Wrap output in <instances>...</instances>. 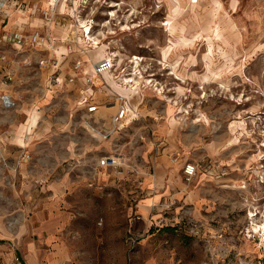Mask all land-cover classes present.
<instances>
[{
	"label": "rangeland",
	"instance_id": "374dc122",
	"mask_svg": "<svg viewBox=\"0 0 264 264\" xmlns=\"http://www.w3.org/2000/svg\"><path fill=\"white\" fill-rule=\"evenodd\" d=\"M115 1H123L115 18L101 25ZM91 3L99 43L79 41L94 58L73 45L66 60L96 62L101 44L119 70L142 58L128 94L138 110L114 128L118 99L104 104L95 87L88 100L100 104L86 113L73 88L55 86L5 46L9 65L22 66L9 87L16 105L0 110V264L16 253L30 264H264V0ZM32 108L39 122L21 146ZM113 151L124 164L98 166ZM188 161L199 164L190 180L178 170ZM144 169L153 177L141 185L171 191L156 193L155 210L139 201L132 178Z\"/></svg>",
	"mask_w": 264,
	"mask_h": 264
},
{
	"label": "crops",
	"instance_id": "0c3cea01",
	"mask_svg": "<svg viewBox=\"0 0 264 264\" xmlns=\"http://www.w3.org/2000/svg\"><path fill=\"white\" fill-rule=\"evenodd\" d=\"M199 1L200 0H196V1L189 0L190 3H197ZM25 2L27 4L26 9L21 13L16 11L15 8H9L8 11L10 13L7 16L0 14V93L6 91L9 92L15 98L14 94L10 92L9 87L10 85H12L11 82L14 81L15 74L17 72L16 69H19L22 66V64L25 63V65L27 64L28 68L30 67L38 68V70H40L42 73L46 75V78L49 79V82L53 81L55 86L66 84L69 85L70 88H73L75 90V93H73L75 102H77V104H79L81 107L83 106L85 108L86 113H91V115H94V112H88V106L90 104H96V105L100 104L96 101L89 102L88 100V98L94 97V92H95L94 88L98 86H100V88H102V90L104 91V100H103L104 104L112 105L115 99H117L116 96L122 95L128 100L130 106L129 109L131 112L129 113V115L133 114L134 110L135 111L138 110L136 106L132 105L131 98L129 96L130 94L133 93V92L131 93L132 90L127 91L129 95L124 94L118 91L122 89L116 87V85L112 82L113 78L111 77V74L109 72L102 71L101 73H97V72L95 73L94 63L96 62L92 61L94 58L92 55L93 49H88L89 51H85L86 52L85 55H87V53L91 54L92 60H90L91 63L89 65H86L87 62L86 59L84 60L81 57H75L74 59H72V61L66 60L69 53L74 52V48L72 47L73 45H77L79 48H81L80 50H82V52H84L83 50H86L87 47H89V45L85 46L86 49H84V47L79 42V39H81L83 35L81 30H79L78 33L74 34L73 39H71L70 31L74 26L73 23L71 22L72 21L71 19H74V12L72 10V5L70 1L59 0L56 6L55 15L49 25V28H47V25L42 19L40 13L42 8L48 6L47 0H25ZM74 3L76 5L77 1H75ZM14 29H19L26 32H30L34 30H40L45 32L48 31L49 29L50 39L40 44L18 45L6 40L5 38H2L3 34H5L8 31H12ZM58 42L62 43L64 46L63 45L60 46ZM7 45L13 47V49H15L19 54L21 53L23 59H25L23 60L24 62L22 61V64L19 65L17 64L15 66V69L9 65L8 58L4 53L5 50L4 48ZM101 45L104 46L103 48L105 50L106 45L105 44H101ZM61 49H64L65 51H61ZM103 57L104 55L101 58L100 57L99 58L102 59ZM41 59H47L48 60L47 64L39 66L38 61ZM51 59L56 60V63L54 64L50 62ZM100 59H98L97 61H99ZM78 60L81 61V66L76 68L74 64ZM28 61L29 63H27ZM8 72L12 73L13 75L12 80L10 81H6L4 79L5 74ZM88 75H93V79L91 83L86 82V78ZM46 91H43L44 95H46ZM3 109L5 108L0 103V110L2 111ZM38 114L39 112L35 108H32L29 111L28 114L29 117H27L26 121L21 122L18 132V137H19L18 139L20 140L19 144L21 146H26L28 140L30 139L29 134L31 133L32 127L37 126L39 122ZM97 120L102 121L101 118L99 119L96 118L95 121ZM24 130L27 131V134L23 133ZM6 138H7L6 133L0 132V158L2 159H4L6 149L4 145L1 143V140L5 141ZM159 158L158 160H160ZM161 161L163 162V164H165L167 160L163 158L161 159ZM98 166H101L99 164V161H98ZM153 167L155 168V170L156 168L157 169L159 168V166L157 167L156 163H154ZM182 169H183V164L181 163L178 164V170L181 172V174H183ZM169 175L170 172H168V170L166 171L164 170L163 179L164 180L169 179ZM147 176L153 177V174L149 172V170L147 171L146 169H144V172H140V170L137 171L136 175L133 176L132 178L134 181L138 182L136 188L138 187L139 189H141L142 195L139 198V201L142 200L143 203L149 207V210H155L158 207V203H159V201H155L156 193L157 192L160 193V191H162L160 194L162 198V196H167L165 195L167 194V192L169 194L171 191L159 190L158 187L156 188V186H158L156 184L145 188L144 185L141 184H143L144 179ZM173 196L175 195L173 194ZM133 200L136 201V198H134ZM150 201L151 203H148ZM165 202H167V197L164 200V203ZM138 203L139 202L137 199L135 205H138ZM29 244H31V242ZM22 264H30V261H26V259L22 256Z\"/></svg>",
	"mask_w": 264,
	"mask_h": 264
},
{
	"label": "built area",
	"instance_id": "2783aa9c",
	"mask_svg": "<svg viewBox=\"0 0 264 264\" xmlns=\"http://www.w3.org/2000/svg\"><path fill=\"white\" fill-rule=\"evenodd\" d=\"M70 1L72 5V10L74 12V19L76 24L71 29V34L78 33L79 30L82 31L83 35H87L88 33L91 34L94 30L93 28L97 26L98 22L95 17V11L93 10H86V8H91V2L93 0H66ZM75 1H77L75 5ZM196 1V0H194ZM59 0H47L48 6L41 9V17L44 20L45 24L47 25V28H49V25L55 15L56 12V6ZM115 3H118L115 1ZM108 7L102 12V16H105L102 20L103 26H105V21H108L109 19H114L115 14L117 12V9L113 8L116 5L111 4L110 2L107 3ZM26 2L25 0H0V14L8 15L10 12L8 11L9 8H15L16 11L22 12L26 9ZM118 5V4H117ZM85 11V12H84ZM78 19H83L84 24H79ZM2 38H5L6 40L18 44V45H27V44H40L44 43L47 40L50 39L49 35V29L48 31H40V30H34L30 32L22 31L19 29H14L12 31H8L5 34L2 35ZM47 59H41L38 61V65H46ZM130 62L133 61V58L129 60ZM50 62L56 63V60L51 59ZM116 53L112 50H107L105 53V56L94 63V71L95 73H101L102 71L109 72L115 80H117L119 83L123 85H127L128 87H134L139 84L137 81L138 73L135 72L134 65L136 64L135 61H133L131 68L125 72L126 66H123L122 68L117 69L116 67ZM29 63V61L27 62ZM74 66L77 68L81 66V61H76ZM139 67V66H137ZM140 69V68H139ZM138 69V70H139ZM122 72H124L122 74ZM141 74V71L139 72ZM142 75V74H141ZM12 73L8 72L5 74L4 79L6 81L12 80ZM134 78V79H133ZM93 79V75H88L86 78L87 83H91ZM135 80V81H134ZM147 82H150V79H147ZM116 98L119 100V104L115 110L114 113V128H120L125 118L129 115L130 109H129V103L128 100L123 97L122 95L116 96ZM0 103L5 109H11L16 105V99L9 93V92H2L0 93ZM98 108V105L96 104H90L88 106V112H95ZM100 131L102 132L103 129L100 128ZM102 133H104V138H107V135L109 132H106L104 130ZM23 158L28 157V153L22 154ZM124 161H126L125 157L122 156L121 153H118L117 151H113L111 153L104 154L99 159V164L101 166L107 167V168H113V169H119L124 164ZM199 164L193 161H188L184 163L183 165V174L184 177L188 180H190L196 173V170L198 168ZM139 218V216H138ZM129 241H132L133 243L135 241V238L133 236L128 237ZM11 264H22V256L20 254H14Z\"/></svg>",
	"mask_w": 264,
	"mask_h": 264
},
{
	"label": "bare ground",
	"instance_id": "6f19581e",
	"mask_svg": "<svg viewBox=\"0 0 264 264\" xmlns=\"http://www.w3.org/2000/svg\"><path fill=\"white\" fill-rule=\"evenodd\" d=\"M121 3H123V1H121V2H118V3H115V2H113V5H117V4H121ZM65 6V5H64ZM62 8H63V6H62ZM124 21V20H123ZM78 23L79 24H84V20L83 19H78ZM124 23V22H123ZM126 24V23H125ZM123 25V24H122ZM123 28V27H122ZM129 28V27H128ZM124 30H126V29H124ZM80 38V37H79ZM85 38H87V39H92L93 41H92V44H94L95 46H98V43H99V40H98V38L96 37V36H92V35H87V37L86 36H84V39ZM82 41V40H81ZM80 42V41H79ZM85 49H86V47H85ZM89 48L87 47V49H86V51H89L88 50ZM105 53H106V51L104 50V48H103V45H100V47H99V50L97 49V52L95 53V56H96V59L98 60V59H100L103 55H105ZM100 57V58H99ZM139 56H137V55H134L133 56V61H135L136 63H138L139 62ZM140 59H142V58H140ZM97 60H96V62H97ZM138 71V70H137ZM106 73V72H105ZM112 78H113V76H112ZM134 79V78H133ZM147 80V79H146ZM112 81V80H111ZM135 81V80H134ZM116 86H118L119 87V89H122V90H118V91H120V92H122V93H127V91L128 90H132L131 92H133L132 94H134L135 92H137V87L136 86H134V87H128L127 85H123V84H121V83H119L117 80H115L114 78H113V81H112ZM113 84V85H114ZM116 88V87H115ZM117 91V90H116ZM128 94V93H127ZM184 110H186V109H184ZM244 120V119H243ZM243 122V121H242ZM240 125V124H239ZM250 214H251V216H253L255 213L254 212H250ZM255 231H257L258 229L260 230V225L258 224V223H256V222H254L253 221V227H252Z\"/></svg>",
	"mask_w": 264,
	"mask_h": 264
}]
</instances>
